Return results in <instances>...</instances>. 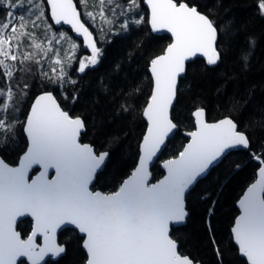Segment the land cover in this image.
Instances as JSON below:
<instances>
[{
  "label": "snow or ice",
  "instance_id": "6c2138e0",
  "mask_svg": "<svg viewBox=\"0 0 264 264\" xmlns=\"http://www.w3.org/2000/svg\"><path fill=\"white\" fill-rule=\"evenodd\" d=\"M143 2L149 9L147 23L152 31L167 29L173 42L163 55L150 61L153 86L143 109L148 129L141 144L142 155L137 168L114 193L106 195L90 191L89 183L97 170L106 165L110 153H97L91 145L79 143L78 138L86 126L84 119L63 111L51 92L38 96L23 122L28 147L19 167H11L0 159V264H17L18 257H27L31 264H40L47 255L61 256L66 247L56 243L55 236L57 229L65 224L75 226L84 234L85 264H197L190 257L179 254L178 244L170 236V224L185 221L188 215L185 194L198 178L223 163L229 151L251 147L249 129L257 130L253 124L264 128V109L259 110L260 119L250 117L249 124L241 130L238 121L230 114L215 123H207L205 109L197 107L193 112L197 130L188 133L191 142L178 158L165 162L168 175L157 184H149L148 163L177 127L169 118V109L174 106L179 93L178 78L187 72L186 61L200 54L207 66H218L224 55L222 37L228 36L231 46L239 29L229 36V25H234V20L219 27V21L212 18L213 9L202 13L186 0ZM81 4L86 9L89 6L88 0H81ZM140 6L141 0H127L126 3L123 0H94L93 7L98 11L84 14L93 21L98 16L101 31H105V25H114L118 18H123L114 34H128L134 25L146 22L145 16L140 14ZM46 7L50 9L47 15L55 24L70 25L83 37L85 48L91 51V55L80 59L78 72L85 73L98 65L104 55V50L97 46L89 28L81 21L73 0H46V4L43 0H0V10L6 12V18L0 22V77L4 80V86L0 87V150L16 143L21 124L16 113L20 112L29 90L26 82L23 87L19 82L12 83L17 73L32 75L33 66L55 51V63L61 65L59 72L53 68L51 75L43 70L40 75L61 87L78 83L70 78L59 50L51 46L53 40L62 44L69 39L67 34L61 32L59 38H48L46 34L52 25L47 24L44 29L49 44L47 48L37 36L36 30L45 25ZM258 8L264 17V0H259ZM108 12L111 16L106 15ZM246 43L247 48L241 49L238 57L242 70L250 68L257 41L249 35ZM26 47L32 50L26 51ZM76 47L71 43L72 54L65 52L69 62L75 59ZM121 69V65H115V71ZM110 87L103 81L100 84L105 94H109ZM140 91L137 84L128 92L121 88L115 93L124 97L117 113L134 111L133 104L128 101ZM250 98L249 94L245 103ZM9 112L12 118H9ZM116 142L118 138L109 141L110 144ZM253 158L261 164L259 179L240 201L241 215L232 234L248 264H264V145L259 153L253 154ZM33 165H40L43 171L29 182L27 172ZM49 168L56 172L51 180L47 178ZM201 198H210V194ZM25 215L34 218L35 226L23 239L15 225L17 218ZM38 233L44 237V244L39 247L36 244ZM212 243L219 264H223V254L215 239Z\"/></svg>",
  "mask_w": 264,
  "mask_h": 264
},
{
  "label": "trees",
  "instance_id": "16d2710c",
  "mask_svg": "<svg viewBox=\"0 0 264 264\" xmlns=\"http://www.w3.org/2000/svg\"><path fill=\"white\" fill-rule=\"evenodd\" d=\"M43 2L45 3V0ZM76 2L80 6L78 0ZM186 2L197 5L204 13L213 9L212 18L219 21V27H224L234 20V25H229V36L237 29L239 32L232 39L231 46L228 43L229 37H222L224 55L218 66H207L201 58H195L187 64V72L179 80V93L171 111V117L178 128L152 167L153 179L163 174L161 161L177 155L182 149L187 140L183 131L194 127L192 111L197 107L205 108L208 120H216L230 114L238 121L241 130L249 124L250 117L260 119L259 110L264 109V17L260 15L259 0ZM47 10L46 7V17L50 23ZM81 11L85 18L83 9ZM140 12L145 16L146 22L139 26L134 25L128 34L110 33L101 39L96 34L97 46L104 50V55L98 65L85 73L78 72L76 60L91 53L83 48L81 41L79 42L77 58L71 62L68 69L70 78L78 81L75 85L65 84L60 91L59 84H52L40 75L37 65L33 66L32 75L20 73L16 76L19 79L12 83L19 82L23 87L26 82L29 84V90L20 112L16 113L21 122L16 143L10 148L0 150V155L6 161L15 164L27 145L23 122L32 99L43 90H52L70 114L79 115L86 122L81 140L90 142L97 151L106 150L110 153L106 165L96 174L93 188L105 192L118 188L135 166L139 142L146 128L142 110L152 87L148 71L149 61L161 53L170 42L167 34H156L150 30L147 10L142 5V0ZM249 35L256 38L257 44L250 68L242 70L238 57L241 49L247 48L246 39ZM117 64L122 66L119 72L115 71ZM102 81L111 85L109 94L102 92ZM3 84L4 80L0 77V85ZM137 84L140 85L141 91L128 101L133 104L134 111L118 114L116 110L124 97L114 94L121 88L128 92ZM249 94L250 101L245 103ZM74 96L77 99H73ZM230 109L234 110L230 112ZM8 115L12 118L11 112ZM252 127L257 130L253 132L249 129L251 147L247 150L230 151L224 157L223 163L212 167L207 175L198 179L185 197L188 210L186 222L171 228V235L178 242L179 251L200 264H219L213 239L223 254V264H247L232 239L231 226L238 213L236 202L244 188L254 180L256 169L260 165V162L253 158V154L259 153L261 145H264V128L255 124ZM113 138H118V142L110 144L109 141ZM236 165L240 167L237 168ZM206 193L210 194V198L202 199ZM31 226L32 222L28 217L21 219L17 224L23 236L29 233ZM58 238L60 243L65 244L66 252L55 259H46L44 264H83L86 253L82 247L83 238L78 231L65 227L59 231ZM21 261L28 264L25 260H20L18 264H21Z\"/></svg>",
  "mask_w": 264,
  "mask_h": 264
},
{
  "label": "water",
  "instance_id": "95a60500",
  "mask_svg": "<svg viewBox=\"0 0 264 264\" xmlns=\"http://www.w3.org/2000/svg\"><path fill=\"white\" fill-rule=\"evenodd\" d=\"M73 2H74V4H76V6H77V11H78V13H80L81 21L84 22V20H83V18H82V15H81V10H80V8H79V6H78L76 0H73ZM45 3H46V0H45ZM142 4H143V6L146 8V10H147V18H148V15H149V9H148V7H147V4L144 3L143 0H142ZM191 5H195V4H190V6H191ZM195 6H197V5H195ZM198 10H199V9H198ZM199 11H200V10H199ZM49 12H50V9L48 8V13H49ZM200 12H202V11H200ZM202 13H204V12H202ZM49 18H50L52 24H53L55 27H65V28H67L68 30H70L71 34H72L74 37H76L78 40H80L81 43H82L83 48L86 49L85 46H84L83 37H82L81 35L77 34V33L71 28L70 25L63 24V23L57 25V24L54 23V21H52L50 15H49ZM84 23H85V22H84ZM148 25H149V27H150V30L152 31L151 26H150L149 23H148ZM85 26L89 28V31L92 33L94 40L97 42L95 32H94V31H93V30H92V29H91L86 23H85ZM152 32H153V33H156V34H167V35L170 37V42L165 46L164 50H163L161 53H159V54L155 55L154 57H152L151 60L154 59V58L157 57V56L163 55L164 52H165V50H166V48L168 47V45H169L170 43L173 42V38H172V36H171V33H169V32L167 31V29H162V30H159V31H155V32L152 31ZM86 50L89 51V52L91 53L90 49H86ZM195 58H201V59H203V60L205 61V63H206L205 58L202 57L200 54H197L196 57H190L189 60L186 61V67H187V64H188L190 61L194 60ZM151 60H150V61H151ZM150 61H149V65H148V71H149V73H150V76H151V79H152V86H153V78H152L151 71H150ZM179 80H180V78H178V85H179ZM44 92H51L52 95L54 96V98L57 100V103L61 106L62 110H63V111H66V112H68V113L70 114V112H69L68 110H66V109L60 104V102H59V100H58L56 94L54 93V91H52V90H43V91L37 93V94L34 96V98L32 99V101H31V103H30V106H29V108H28V111H27V113H26V115H25L24 121H25L26 118H27V115H28V113H29V111H30V109H31L32 103L35 101V99H36L38 96L42 95ZM151 92H152V87H151ZM151 92H150V95H151ZM150 95H149V96H150ZM148 98H149V97H148ZM147 101H148V99H147ZM147 101H146L144 107L146 106ZM174 103H175V102H174ZM144 107H143V109H144ZM172 108H173V107H171V108L169 109V118L173 121L174 124H176V123L174 122V120L172 119V117H171V111H172ZM204 109H205V108H204ZM194 111H195V109L192 111V117H193L194 127H193L192 129L188 130V131H183V134L187 137V140L185 141V143H184L182 149L179 151V153H178L177 155L173 156V157H169V158H166V159H164V160L161 161L160 165H161V167H162L163 174H162L159 178H157V179H153L152 167H153V165L155 164V162L158 160V157L160 156L162 150L165 148V146H166L168 140L173 136L174 132L177 130V128H178L177 124H176L177 127H176L175 129H173V131L170 132L169 135L165 138V143H164L163 145H161V148L158 150L157 154H156V155L153 157V159L148 163V172L150 173V175L148 176V183H149V184H157L159 181L163 180V179L168 175V170H167V168L164 166L165 162L168 161V160H170V159L178 158L180 152H182V151L184 150V148H185V147L191 142V137L188 135V133L197 130L196 119H195V117L193 116V112H194ZM70 115L73 116V117L79 116V115H72V114H70ZM142 115H143V110H142ZM80 117H81V116H80ZM143 117H144V116H143ZM222 118H224V116L221 117V118H218V119H216V120H208V119H207V116H206V110H205L204 120H205L207 123H215L216 121H218V120H220V119H222ZM144 119H145V122H146V128H145L144 133H143V135H142V137H141V139H140V142H139V153H138V157H137V160H136V163H135V166H134L133 170H132V171H131V172H130V173H129V174H128L123 180H122V182L120 183V185L118 186V188H117L116 190H114V191H110V192H105V191H103V190H101V189L93 190V189L91 188V185L94 183V180H95V177H96V174H97V173H96V174L93 176L92 181L89 183V189H90V191H93V192H100V193H103V194H106V195H107V194L114 193V192L118 191L119 188L121 187V185L123 184V182H124L125 180H127V179L132 175L133 171L137 168L138 163H139V159H140V157H141V155H142V152H141V144H142V142H143L144 136H145V134L147 133V129H148V121H147V119H146L145 117H144ZM84 131H85V128L81 131V134H80V136H79V138H78V139H79V143H81V144H89V145H91V146L95 149V147H94L90 142H83V141L81 140L82 133H83ZM23 132H24V130H23ZM24 135H25V137H26V139H27V145H26L24 151L20 154V156H19V158H18V160H17V162H16L15 164H11V163H9L8 161H6V160L2 157V155H0V159H3L4 162H5L6 164H8L9 166H11V167H19L20 162H21V157L24 155V153H25L26 150H27V147H28V138H27V136H26L25 133H24ZM236 150H237V149H236ZM105 151H106V150H105ZM231 151H232V150H231ZM99 152H103V151H99ZM99 152H97V153H99ZM229 152H230V151H229ZM260 167H261V164H260L259 167L256 169V176H255L254 180L251 181V182H250V183L244 188V190L242 191V193L240 194V196H239V198H238V200H237V202H236V206H237V209H238V213H237V215L235 216L234 221H233L232 226H231V235H232V239H233L232 228L234 227V225H235V223H236V221H237V218L241 215L240 201H241V199L245 196V194H246L247 190L249 189V187L259 179V172H258V170H259ZM102 168H103V167H102ZM102 168H101V169H102ZM35 169H36V171L34 172ZM101 169H98L97 172H98L99 170H101ZM42 171H43V169L41 168L40 165H33L31 168H29V169H28V172H27V179L29 180V182H31L32 179L37 178V177L40 175V173H41ZM55 175H56L55 169H54V168H49V169H48V173H47V178H48L49 180H51L53 177H55ZM204 176H205V175H204ZM204 176H202V177H204ZM202 177H201V178H202ZM198 179H200V178H198ZM194 185H195V184H194ZM194 185H193V186H194ZM193 186H192V187H193ZM192 187H191V188H192ZM191 188H190L188 191H186L185 197H186L187 193L191 190ZM185 210H186V212L188 213V210H187V208H186V200H185ZM27 217L30 218V220L32 221V227H31L30 232H29L26 236H23V235L21 234V232L19 231V229H18V227H17V224H18V222H19L21 219H23V218H27ZM185 222H186V219H185L184 222H181V223H178V224H177V223H172V224H170L169 231H170V236H171L172 239H174V238H173L172 235H171V228H172L173 226H178V225L183 224V223H185ZM34 226H35V220H34V218H33L32 216H30V215H25V216H23V217H18V218H17V223H16V225H15V229H16L17 232H19V233L21 234V237H22L23 239H26V238L31 234V232H32V230H33V228H34ZM65 227H72V228L76 229L75 226H73V225H68V224L62 225L60 228L57 229V231H56V236H55L56 243L61 244V245H64V246H65L64 243H60V242H59L58 234H59V231H60L61 229L65 228ZM76 230L78 231V229H76ZM78 233H79V235L83 238V239H82V247H83V240H84V238H85V237H84V234L80 233L79 231H78ZM38 238H39V240H38ZM174 240H175V239H174ZM175 241H176V240H175ZM233 241H234L235 245H236L237 248H238V245L236 244V242H235L234 239H233ZM176 242H177V241H176ZM36 244L38 245V247H39V246H42V245L44 244V237H43V235H41V234H39V233L37 234V237H36ZM177 244H178V242H177ZM83 249H84V251H85V253H86V259H87V251H86V249H85L84 247H83ZM238 251H239V249H238ZM178 252H179V254L182 255V256H188V257H190V256L187 255V254H182V253L179 251V248H178ZM239 253H240V252H239ZM240 255H241V254H240ZM241 256H242V255H241ZM50 257H51L50 255H47V256L45 257L44 261H41L40 264H44V262L46 261V259H48V258H50ZM51 258L55 259V258H57V257H51ZM190 258H191V257H190ZM244 258H245V260H246V262H247L246 257H244ZM191 259H192V258H191ZM20 260H25L28 264H31V261H29V260L27 259V257H18V258H17V264H18V262H19ZM192 260H193V259H192ZM85 261H86V260H85ZM85 261H84L83 264H85ZM193 261H194V260H193ZM194 262H197V264H200L199 261H194ZM247 264H248V262H247Z\"/></svg>",
  "mask_w": 264,
  "mask_h": 264
},
{
  "label": "rangeland",
  "instance_id": "374dc122",
  "mask_svg": "<svg viewBox=\"0 0 264 264\" xmlns=\"http://www.w3.org/2000/svg\"><path fill=\"white\" fill-rule=\"evenodd\" d=\"M126 1H127V0H125V1H123V2L126 3ZM78 2L80 3V6H79L80 10L83 9L84 13H85L86 11H98V8H94V7H93L94 0H88V5H89V6H88L87 9L81 4V0H78ZM47 12H48V10H47ZM18 14H19V13H17V15H18ZM140 14H141V12H140ZM81 15H83V14H82V11H81ZM106 15L111 16V13L108 12V13H106ZM0 16H1V18H0L1 21H0V22L4 21V19L6 18V12L3 11V10H2V11L0 10ZM82 18H83L84 22H85V23H86V24H87L92 30H94V31L96 32L95 35H96V34L99 35V38H100V39L103 38V37H104L105 35H107V34L115 33L116 30L119 29V24L123 22V21H122L123 18H118V23H116V24H114V25H111V26L105 25V26H104L105 31H101V22H100V19H99L98 16H97V18H96L95 21H93L91 18H89V17L86 16V15H85V18H84V15L82 16ZM50 23H51V25H53L52 22H51V20H50ZM50 23L48 22L47 17H45V25H41V27H40L39 29L36 30V32H37V36H39V38H40L41 40H43V46H44L45 48L49 47V44H48L47 39H45V31H44V29H45V26H46L47 24H50ZM108 28H111L112 31H111V32L107 31ZM61 32L66 33V34H67V37H68L69 39H66L62 44H56V43H55V40H53L51 46H52L54 49H58V50H59V57H60V59L64 62L65 69H66V71L68 72L69 65L71 64V62H73V60H76V58H77V52H78V47H79V44H80V43H79L80 40H78L76 37H74V36L71 34V32L68 31L67 28H65V27H55L54 25L52 26L51 30L47 32L46 35H47L48 38H52V37L59 38L58 34L61 33ZM96 37H97V35H96ZM71 43H75L77 47H76V49L74 50V53H75V59H73V60H71V61L69 62V61L66 59V57H65V52L67 51V52L69 53V55L72 54V50H71V48H70ZM27 44H28V41L25 40V45H27ZM25 50H26V51H31L32 49H29V48L26 47ZM85 55H86V54H85ZM85 55H84V56H81V55H80L81 57H78V60H76L77 63H78L77 69L79 68V62H80V59L83 58V57H86ZM55 58H56V52L53 51L49 56H44V57H43V59L41 60L40 64L37 65V68H38L40 71L43 70V71H45V72H48L49 75L52 74V69H53V68H56L57 73H58V72H59V69H60V67H61V65L55 63ZM19 74H20V73H17V74L15 75V77H14V79H13L12 82H14V80L19 79V78H16V76H19ZM3 86H4V84H3L2 86L0 85V87H3ZM61 89L63 90V87L60 86V91H61Z\"/></svg>",
  "mask_w": 264,
  "mask_h": 264
},
{
  "label": "flooded vegetation",
  "instance_id": "af4514ba",
  "mask_svg": "<svg viewBox=\"0 0 264 264\" xmlns=\"http://www.w3.org/2000/svg\"><path fill=\"white\" fill-rule=\"evenodd\" d=\"M143 5V4H142ZM96 150V149H95ZM97 151V150H96ZM97 152H99V151H97ZM91 188L93 189V190H96L95 188H93V184L91 185ZM99 189V188H98ZM32 222V221H31ZM32 227V226H31ZM30 232V231H29ZM38 240H39V238H38ZM60 242V241H59Z\"/></svg>",
  "mask_w": 264,
  "mask_h": 264
}]
</instances>
